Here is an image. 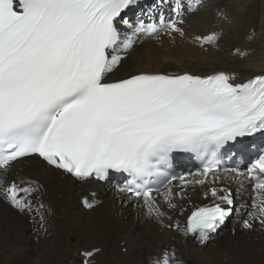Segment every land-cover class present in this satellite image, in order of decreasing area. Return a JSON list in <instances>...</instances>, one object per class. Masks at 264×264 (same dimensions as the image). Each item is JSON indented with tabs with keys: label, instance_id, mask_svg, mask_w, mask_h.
Wrapping results in <instances>:
<instances>
[{
	"label": "snow or ice",
	"instance_id": "snow-or-ice-1",
	"mask_svg": "<svg viewBox=\"0 0 264 264\" xmlns=\"http://www.w3.org/2000/svg\"><path fill=\"white\" fill-rule=\"evenodd\" d=\"M138 3L0 0V197L16 210L32 208L39 186L25 180L9 183L8 175L15 162L38 156L80 179L106 181L110 173L125 174L119 190L142 199L148 213L159 217L163 213L154 193L176 207L174 195L183 198L185 193L173 192L174 181L187 188L204 185L211 177L215 184L221 149L238 138L264 133V75L242 83H234L236 75L226 72L139 71L109 79L141 34L185 35L179 3L174 11L180 19L161 18L159 25L138 20L133 26L125 16ZM201 3L191 0L187 11H198ZM221 35L195 39L212 44ZM174 153L199 158L203 164L195 175L200 178L188 180L172 171ZM231 172L252 185L243 227L251 229L253 222L264 227V150L246 173ZM203 195L213 203L195 207L185 229L201 243L225 222L234 205L228 189L211 187ZM84 203L93 207L87 199ZM156 264L180 262L165 252Z\"/></svg>",
	"mask_w": 264,
	"mask_h": 264
},
{
	"label": "bare ground",
	"instance_id": "bare-ground-1",
	"mask_svg": "<svg viewBox=\"0 0 264 264\" xmlns=\"http://www.w3.org/2000/svg\"><path fill=\"white\" fill-rule=\"evenodd\" d=\"M159 2L164 4V10ZM234 2L243 3L244 7L232 8ZM134 9L145 14L148 24L150 12L157 25L161 18L165 22L170 20L169 3L163 0H139ZM224 13L229 16L227 22L219 17ZM248 14L250 16L246 17ZM192 15L194 22L181 25L184 36L161 32L160 36L152 35L156 37L153 40L141 34L127 53V59L109 79L116 80L139 71L197 75L220 71L234 73L236 80H246L264 72L261 67V71L258 70L260 62L264 68V1L258 4V0H217ZM256 15H262L259 22H256ZM131 18L127 19L130 23ZM132 25L135 26V22ZM118 26L122 31H129L123 24ZM213 32L222 33L215 47L195 39ZM237 50L247 54H238ZM252 144L255 155L250 154L249 148L245 153L243 147L240 150L243 154H233L234 160L257 157L264 150L260 141ZM198 171L194 168L184 176L188 180L199 179L195 175ZM12 180L34 181L39 190L32 197V208L23 212L0 197V264H74L81 254L96 249L99 251L93 256H87L90 263L83 260L85 257L81 258L84 264H156L165 252L180 264H186L187 260L194 264H264V227L258 222H253L251 229L233 225L227 234L225 227L235 217L232 212L204 243L185 232L188 216L194 208L213 203V198L203 195L211 187L228 189L238 204L251 205V183L230 170H220L215 184L211 177L204 185L187 188L175 181L173 192L183 191L185 196L174 195V208L162 195L154 193L163 213L159 217L148 213L142 199L121 192V185L115 182L78 179L52 168L36 156L15 162L8 175V182ZM55 185L57 188L51 191L50 186ZM86 199L93 203L92 208L85 205ZM177 223L179 229L175 227ZM71 236L76 237V242L69 241ZM10 238H14L13 243L9 242Z\"/></svg>",
	"mask_w": 264,
	"mask_h": 264
},
{
	"label": "rangeland",
	"instance_id": "rangeland-1",
	"mask_svg": "<svg viewBox=\"0 0 264 264\" xmlns=\"http://www.w3.org/2000/svg\"><path fill=\"white\" fill-rule=\"evenodd\" d=\"M217 1V0H216ZM216 1H214V0H202V3H201V6H200V8H199V10H201V9H204V8H206V7H209V4L210 3H213V2H216ZM225 1V0H224ZM228 1H231V0H228ZM263 1L264 0H258V4H263ZM205 2V3H204ZM180 6H181V8L183 7V11H184V13H183V19H184V22L185 23H189V22H194V19H193V15H192V13L193 12H189V11H187V8H188V6H189V4L191 3V0H180ZM209 3V4H208ZM233 3V2H232ZM148 4V3H147ZM148 6V5H147ZM237 6V7H236ZM169 7H170V15H169V21H171V20H173V19H176V20H178V19H180V17H178L176 14H175V11H174V8L176 7V5H174V8H173V4L172 3H169ZM234 7H236V9H239V8H243L244 7V4L243 3H239V2H234V4L232 5V8H234ZM147 9H149V7H147ZM172 9V10H171ZM235 9V8H234ZM181 10V11H182ZM158 12V11H157ZM173 12V13H172ZM133 14H134V12H133ZM185 14V15H184ZM156 15V14H155ZM164 16H165V18H166V16H167V14H165L164 13ZM231 16H233V15H231ZM230 16V17H231ZM250 16V14H248L246 17H249ZM257 16V18H256V22H259L260 20H261V17H262V15L260 16V15H256ZM219 17H221V21H228L229 20V16L228 15H226V13H224V14H220L219 15ZM132 19V18H131ZM225 19V20H224ZM165 20V19H164ZM189 25V24H188ZM190 25H194V23L193 24H190ZM250 27V26H249ZM159 36H160V34H159ZM144 37L145 38H152L153 40L156 38H154L153 36L151 37H146V35H144ZM151 39V40H152ZM206 45H208V46H212V47H215V46H217V44L216 43H212V44H206ZM261 63L262 62H260V65H259V63L257 64H255L254 63V65H259V67H258V70L259 71H261V70H264V68H263V64L261 65ZM248 66H252L251 64H249ZM260 67H261V70H260ZM263 68V69H262ZM254 149V148H253ZM230 171L232 170V169H229ZM223 171H225V170H223ZM58 186V185H57ZM57 186L55 185V187L54 186H50V190L52 191L54 188H57ZM60 189V188H59ZM58 189V190H59ZM234 200V199H233ZM239 202V201H238ZM238 202L236 201V200H234V205L232 206V208H231V214H232V212H233V216H235L233 219H231L230 221H229V223H228V225L225 227V231H226V233L228 234V233H230L231 232V230H232V228H233V225H236V226H239V227H242L243 226V220H245L247 217H248V212L250 211V205H249V207H244V206H242V205H240V204H238ZM241 209H243V211H240ZM237 217V218H236ZM141 228H142V226H141ZM74 238H75V240H74ZM36 240H38V238L36 239ZM76 237L75 236H71V237H69V241L71 242V243H74V242H76ZM9 242L10 243H13L14 242V238H10L9 239ZM82 257H85L83 260H85V261H87L88 263H90L91 262V260L90 259H88V257L83 253V254H81L80 255V260L78 259V262H76V263H74V264H84L83 263V260L81 259ZM90 258V257H89ZM193 263V262H192ZM194 264V263H193Z\"/></svg>",
	"mask_w": 264,
	"mask_h": 264
},
{
	"label": "clouds",
	"instance_id": "clouds-1",
	"mask_svg": "<svg viewBox=\"0 0 264 264\" xmlns=\"http://www.w3.org/2000/svg\"><path fill=\"white\" fill-rule=\"evenodd\" d=\"M187 236H188V235H187ZM188 262H191V261H188V260H187L185 263H188ZM191 263H192V262H191ZM191 263H190V264H191ZM192 264H193V263H192Z\"/></svg>",
	"mask_w": 264,
	"mask_h": 264
}]
</instances>
